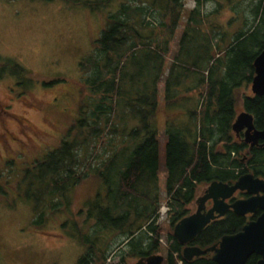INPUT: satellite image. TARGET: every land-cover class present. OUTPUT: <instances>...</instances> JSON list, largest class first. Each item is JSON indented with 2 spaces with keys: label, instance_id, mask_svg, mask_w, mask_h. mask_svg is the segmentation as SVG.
<instances>
[{
  "label": "trees",
  "instance_id": "trees-1",
  "mask_svg": "<svg viewBox=\"0 0 264 264\" xmlns=\"http://www.w3.org/2000/svg\"><path fill=\"white\" fill-rule=\"evenodd\" d=\"M110 1L80 4L102 13ZM211 2L213 9L206 12ZM185 5V0H167L163 7L157 0H120L114 11L106 13L90 54L79 62L84 90L79 94L77 115L70 116L69 128L58 145L47 147L39 159L24 149L29 161L15 182L3 179L12 163L0 172V201L9 204L7 185L17 196L31 199L35 204L33 227L44 226L46 215H69L71 219L60 228L70 229L69 237L83 248L79 264H106L116 251L122 262L159 252L163 233L158 220L163 204L168 208L169 224L166 264H214L208 256L185 261L183 247L172 235L173 226L193 212L199 187L213 181L231 185L246 172L264 177V149L253 151L252 162L246 158L249 154L245 157V145L232 133L239 103L252 114L257 129L264 127V99L241 91L251 86L253 61L264 48L263 41L256 52H250L264 27V0H253L252 8L248 7L253 18H245L244 12L245 29L231 39L214 21L223 4L194 0L190 9ZM258 18L261 25L250 32ZM169 54L173 63L166 69ZM166 72L165 91L160 94L158 85ZM6 75L26 88L67 81L63 77L50 82L36 79L16 62L0 57V80ZM188 79L189 93L181 95ZM180 102L186 105L183 121L175 122L166 113L161 116L166 127L162 194L155 119L161 110L174 109ZM90 177L100 187L96 190L95 186V193L76 210L74 195ZM245 224L244 217L228 211L190 245L206 249ZM256 261L253 255L245 264Z\"/></svg>",
  "mask_w": 264,
  "mask_h": 264
},
{
  "label": "rangeland",
  "instance_id": "rangeland-1",
  "mask_svg": "<svg viewBox=\"0 0 264 264\" xmlns=\"http://www.w3.org/2000/svg\"><path fill=\"white\" fill-rule=\"evenodd\" d=\"M90 1L92 0H0V57L16 62L30 71L36 79L52 81L57 77H63L67 80L66 83L46 87L34 83L31 88L17 86L14 78L7 75L0 80V172L5 170V164L12 163L10 169L6 170L8 175L3 176L4 180L7 178L15 182L20 178V172L29 161L27 159L29 155L24 158V149L28 154L34 153L31 158L39 159L43 150L47 151L48 148H53L54 144L58 145L69 128L70 120L77 115L79 94L84 90L80 83L82 73L79 70V62L90 54L92 41L98 38L106 13L114 11L120 2L111 0L103 12L99 13L90 11L80 4ZM215 1L223 4L224 8L220 15L214 17V21L222 26V32L226 33L229 39L245 29L242 24L245 18L248 16L249 20L253 18L252 9L248 11V7L253 6V0ZM166 3L167 0H157V4L162 7ZM185 4L190 9L194 0H185ZM213 6L214 2L207 4L205 11L209 12ZM244 12L245 18L241 19ZM231 18L233 21L229 22ZM260 25L258 18L250 32ZM180 30L181 28L178 29ZM255 41L256 44L253 43L250 48L252 53L256 52L257 47L264 41L262 25L260 35ZM173 45L175 49L177 42L175 41ZM171 62L173 63L171 54L165 56L166 69ZM166 76L167 72L158 85L160 94L165 91L163 84ZM190 87L189 79L184 81L181 95L188 94ZM241 91L252 94L250 87L242 88ZM173 108L161 110L160 116H156L155 119V125L159 127L157 138L160 143L162 168L158 176V186L162 194L166 127H163L164 118L161 116L167 114V117L175 122L183 121V117H186L183 112L186 105L183 102ZM64 111L66 114L61 115L60 113ZM239 111H243L241 103L237 107V113ZM4 129L7 131L6 136L3 134ZM9 170L11 173H8ZM92 181L98 183L95 178L90 177L74 195L73 207L76 210L100 187L99 184L94 185ZM12 184L14 186V183ZM204 189L205 186L199 187L196 197L202 195ZM22 191L24 193V188ZM6 197L9 204L0 201V264H79L83 248L69 237L70 229L60 228L62 223L71 219L69 215L61 213L46 215L47 222L38 229L32 226V219L35 216L33 201L17 196L10 185H7ZM167 211L168 208L163 204L159 210L158 220V224L164 230L159 241L162 245L160 255L163 257L166 256L167 247L165 234L169 231ZM113 249L115 245L112 244L111 252ZM119 253L120 251H116L114 255L109 256L106 264L136 262L131 259L122 262ZM123 253H126V250Z\"/></svg>",
  "mask_w": 264,
  "mask_h": 264
},
{
  "label": "water",
  "instance_id": "water-1",
  "mask_svg": "<svg viewBox=\"0 0 264 264\" xmlns=\"http://www.w3.org/2000/svg\"><path fill=\"white\" fill-rule=\"evenodd\" d=\"M253 68L251 93L264 98V48L255 57ZM244 129L246 143L256 144L258 140H264V129L254 130L253 117L247 112L237 115L232 124V130L235 132ZM237 191L245 192L250 197L227 203L226 200ZM208 200L212 201V206L205 211V203ZM195 204V212L181 219L173 227L172 235L180 245L189 243L211 221L224 217L229 210L238 216L255 213L257 210L260 214L237 233L222 236L218 243L204 250L195 246H185L182 250L185 261H191L192 258L209 252L212 253L211 259L214 264H245L253 255L259 257L256 264H264V180L245 173L232 185L213 181L203 194L196 198ZM163 260V256L155 254L140 258L134 264H162Z\"/></svg>",
  "mask_w": 264,
  "mask_h": 264
},
{
  "label": "flooded vegetation",
  "instance_id": "flooded-vegetation-1",
  "mask_svg": "<svg viewBox=\"0 0 264 264\" xmlns=\"http://www.w3.org/2000/svg\"><path fill=\"white\" fill-rule=\"evenodd\" d=\"M261 98H263V97H261ZM264 99V98H263ZM242 112H246V111H242ZM241 113V111H239L237 114H236V117H237V115H239ZM250 114V113H249ZM252 115V114H251ZM236 117H235V119H236ZM253 117V116H252ZM235 121V120H234ZM234 123V122H233ZM253 126H254V118H253ZM264 129V127L262 128V129H257L255 126H254V130H257V131H261V130H263ZM252 132V131H251ZM250 132V133H251ZM232 133H233V135L235 136V138L237 139V140H239V141H241L244 145H245V149H244V153H245V157H246V155L247 154H249L250 156L249 157H246V158H249L252 162H254V160H255V158H254V156L252 155V153H253V151H256V150H258V149H264V140H258L257 142H256V144H252V143H246L245 141H244V139H245V129L244 130H242V131H238V132H235V131H233L232 130ZM5 136L7 135V131L4 129V133H3ZM243 153V154H244ZM251 166H253V163L251 164ZM246 173H249V174H252L254 177H256V178H258V179H261V180H264V177H259V176H255L253 173H251V172H246ZM243 174H245V173H243ZM232 185V184H231ZM205 190V189H204ZM204 192V191H203ZM198 197V196H197ZM196 197V198H197ZM248 197H250V195H248V194H246L245 192H240V191H237V192H235L234 194H233V196L230 198V199H228V200H226V202L227 203H232L233 201H235V200H244V199H247ZM196 198H195V200H196ZM195 200H194V204H195ZM211 206H212V201H210V200H208L206 203H205V211H207V210H209L210 208H211ZM195 209H196V204H195V207H194V210H193V212L192 213H194L195 212ZM230 211V210H229ZM191 213V214H192ZM227 213H228V211H227ZM227 213L225 214V216L224 217H222V218H219V219H216V220H213V221H211L207 226H209L210 224H212L213 222H217V221H219V220H221V219H224L225 217H226V215H227ZM190 214V215H191ZM235 214V213H234ZM260 214V211L259 210H257L255 213H251V214H247V215H245V216H241V217H244L245 218V220H246V223H248L249 221H251V220H255L256 218H257V216ZM189 216V215H188ZM238 216V215H237ZM187 217V216H186ZM206 226V227H207ZM174 227V226H173ZM205 227V228H206ZM204 228V229H205ZM160 232H162L163 234H164V230H163V227H161V229H160ZM172 232H173V230H172ZM168 234V233H167ZM167 234H165V238H166V236H167ZM197 237V236H196ZM195 237V238H196ZM194 238V239H195ZM193 239V240H194ZM193 240H191L189 243H187L186 245H181V247H185V246H193V245H190V243L193 241ZM214 244H216V243H214ZM213 244V245H214ZM125 246V244H122L121 245V247L120 248H123ZM212 246V245H211ZM162 247V246H161ZM195 247H197V246H195ZM210 247V246H209ZM183 248H182V250H183ZM200 248V247H199ZM208 248V247H207ZM202 249V248H201ZM160 250H161V248H160ZM166 250H167V247H166ZM204 250V249H203ZM159 251V250H158ZM157 252V251H156ZM155 254H160V251L159 252H157V253H154V254H152V255H155ZM203 256H208L210 259H211V257H212V253H209V252H206V253H203L201 256H199V257H194V258H192V260L191 261H193V260H197V259H199V258H201V257H203ZM126 259H131V260H135V261H137L138 259H136V258H125V262L127 261ZM140 259V258H139ZM166 259H167V253H166V256H164V260H163V263H165L166 262ZM259 259V257L257 256V260ZM212 260V259H211ZM187 262H190V261H187ZM257 262V261H256Z\"/></svg>",
  "mask_w": 264,
  "mask_h": 264
}]
</instances>
